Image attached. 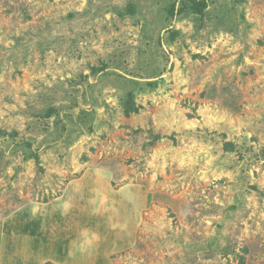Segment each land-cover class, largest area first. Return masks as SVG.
<instances>
[{
  "label": "rangeland",
  "instance_id": "rangeland-1",
  "mask_svg": "<svg viewBox=\"0 0 264 264\" xmlns=\"http://www.w3.org/2000/svg\"><path fill=\"white\" fill-rule=\"evenodd\" d=\"M53 244L264 264V0H0V264Z\"/></svg>",
  "mask_w": 264,
  "mask_h": 264
},
{
  "label": "crops",
  "instance_id": "crops-1",
  "mask_svg": "<svg viewBox=\"0 0 264 264\" xmlns=\"http://www.w3.org/2000/svg\"><path fill=\"white\" fill-rule=\"evenodd\" d=\"M82 220H85V219L78 218V216L76 214L74 218L68 219V221L65 222V225H67V228H66V233L63 235L62 239L68 240L67 245H68V247H70V249L74 246L75 251H74V249L72 250V254H71L72 259L78 260V255H80V256L84 255L83 257L85 259V262H87L89 257L93 258L94 255L90 252L89 247L100 248L102 246V248L103 247L105 248L106 246H108L106 248L109 249V246L111 247L113 245V247L115 248V246H114L115 242L114 241H109V242L107 241L110 239V237H107L108 236V230L106 228L105 229L100 228V230H99L100 233L106 235L105 238H103V235L101 234L102 240H99V239L92 240L91 238L88 237V230H89L90 226L87 227V230H86V228H83V226L81 224L84 222H82ZM86 220H87L88 224L90 225L91 224L90 219H86ZM81 231H82L83 236L79 235V233ZM83 231H85V232H83ZM70 240H73V241L70 242ZM82 240H84V242ZM101 241H102V243H100ZM69 242L71 244H69ZM104 243H106V244L103 245ZM98 245H101V246L99 247ZM58 247L60 248V251H62L60 245H56V244L50 245V249H51L50 253L47 254L46 256H40L39 257L41 260L40 263H39L38 257L36 256V252H33L32 256L29 255V257H28L29 263L27 262V264L36 263V262H38L39 264H46L50 261L54 262L55 264H57V263L61 264V263H59V261H56L57 257H59V256H57L55 253L52 252V251H57ZM106 254H108V252H106ZM109 254L111 255L110 251H109ZM25 255H26V253H25ZM85 257H87V258H85ZM64 259H65V257H64Z\"/></svg>",
  "mask_w": 264,
  "mask_h": 264
},
{
  "label": "trees",
  "instance_id": "trees-1",
  "mask_svg": "<svg viewBox=\"0 0 264 264\" xmlns=\"http://www.w3.org/2000/svg\"><path fill=\"white\" fill-rule=\"evenodd\" d=\"M207 8L206 3L203 2H195L194 4V10H196L197 12H203L205 9Z\"/></svg>",
  "mask_w": 264,
  "mask_h": 264
}]
</instances>
